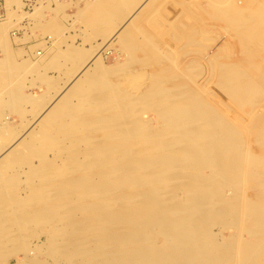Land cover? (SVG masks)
<instances>
[{"label": "bare ground", "instance_id": "obj_1", "mask_svg": "<svg viewBox=\"0 0 264 264\" xmlns=\"http://www.w3.org/2000/svg\"><path fill=\"white\" fill-rule=\"evenodd\" d=\"M105 1L109 3V0L85 1V6L88 9H99L101 11L100 9ZM150 1L140 2L141 5H138L139 7L128 17L126 16L123 22L118 24L117 28L98 44L96 52L88 54V57L86 51L78 48V46L70 48L67 55L70 60L87 57L85 62L82 61V64H85L77 70V72L79 71L78 77L83 76L84 80L77 84L75 83L77 78L71 80L68 86L61 90L50 102L44 100L42 105L45 109L38 116L40 118L37 117L36 122L42 120L46 115L56 119H70L71 121L65 122L63 130L68 133L73 132L75 135L63 138V140L56 137L45 139L51 144L54 156L51 160L48 157L46 159L49 169L44 170V183L36 189L31 200L27 198L28 200L21 201L12 198L15 201L12 206L9 205L11 208L7 207L0 210L2 216L0 224L4 226L1 230L2 234L1 232L0 234L4 235L6 240L15 238L14 224L24 226L25 223L34 222L45 225L49 241L57 242L62 227L74 224L73 221L78 217L80 211L87 213L91 211L95 214L98 222L91 229L102 230L103 224L109 231V234L106 237L104 236L107 240L104 239L102 246H104L103 249H110V252L109 255L104 254L105 256L100 258L99 264H227L232 260H236L237 264H264V117L260 114L261 118L258 119L259 114L256 113L259 108H262L264 94H262L263 91L259 86L255 82H241L242 78L239 79V75L229 76V80L221 83L219 88L216 84L217 92L227 102V108H224L201 97L200 93L205 91L207 85L204 82L209 80L207 77L211 75L209 70L212 69L210 65L208 68L194 61L196 62H193L195 66L186 65L187 67L183 70V73L180 72L183 77L178 79L171 89L166 87L164 94L156 90L157 87L159 88V84H152V86L145 88L144 92H141L143 98L148 96L147 100L150 103L147 102L150 105L151 103L157 104L154 109L158 110L157 116L161 124L152 126L151 119L145 120L138 117L142 112L137 107L140 106L141 108L143 104L141 105L142 102H140V105H135L141 99L138 100L129 92H125L126 90H119L121 81L118 83L119 88L117 86V88L115 86L113 88V81L106 79L108 71L113 70V68L107 70L102 68V64L99 63L102 53L112 49V43L115 40H123L130 24L133 26L132 22L139 17L138 15L145 4ZM176 3L179 6V3ZM128 4L131 5V3ZM211 8H214V6ZM258 8L254 10V14L249 18L245 16L243 10L231 7L226 3V0H222L221 15L228 22L229 27L241 31V35L244 32L243 27L245 24L253 23L251 30L256 34L255 30L257 29L255 28L259 24H264V4H261ZM193 9L196 10V8ZM154 12L153 15H150L154 16ZM107 15L109 16V14ZM208 24L210 23L208 22ZM255 24L256 26H254ZM189 26L191 27V24ZM0 36V44L6 48L4 36L2 34ZM210 44L212 43L206 45ZM137 47L138 45H136ZM206 48L209 49V47ZM224 48L226 47L224 46ZM127 49L126 51H129ZM186 51L182 52L185 53ZM37 55L40 56L41 52H38ZM129 55L131 57V54ZM146 58L148 57L146 56ZM168 59L167 61L170 62L171 59ZM53 61L57 62V57L53 58L51 62ZM56 64L58 65V63ZM6 65V59L0 58V70L4 69ZM225 65L220 67H225ZM171 66L173 67V65ZM231 68L235 70L236 66ZM150 70L152 71V69ZM111 73L113 74V72ZM259 77H261V74ZM150 78L152 79V77ZM124 79L122 80L124 81ZM125 81L127 80L125 79ZM162 81L164 83V80ZM199 81L201 82L199 83ZM142 82L145 81L142 80ZM134 87H136L135 90L139 88L136 85ZM126 88L129 89V87ZM131 90L133 89L131 88ZM29 96V94L27 96L21 95L20 98L29 101L33 105H39L38 101L43 100L41 97L30 96L32 97L30 98ZM76 99L79 102L78 104L73 103ZM146 105L148 106V104ZM150 105L147 108H151ZM144 107L145 105L142 109L146 108ZM147 108L146 110H148ZM137 111H140V113ZM246 117L249 122L253 123L252 127L249 125L250 128L239 124L241 120H247ZM41 127L43 128V126ZM18 139L11 146H7L5 150H1L0 167L3 165L13 166L14 163L13 167H15L16 163L19 164L21 161H14L18 158L13 157L18 152L15 149L19 145V148H21L23 143L22 139ZM23 148L25 147L23 146ZM24 150L21 149L20 152ZM20 152L19 155L24 157ZM16 155L18 156V153ZM9 156L13 158V161L11 159L12 162H8V159L11 158ZM40 159L42 158L40 157ZM57 162H61L62 167H59ZM203 167L208 169L206 174L202 172V169H205ZM258 167H261V172L258 171ZM36 169L32 171L35 177L41 172L39 171V174L36 175ZM18 170H15V172H18ZM23 171L25 170L23 169ZM16 181L22 184L21 180L20 182L19 180ZM9 184L8 182L7 185ZM181 184H185L184 189H186L183 195L177 193L179 190H177V185ZM0 185H5V183ZM226 188L231 190L230 195H226L227 192L224 194ZM128 189H131V192L126 193ZM172 189L175 190L172 191ZM4 205L6 207V203ZM12 213L27 215L28 218L18 219L16 222L11 219L9 221V216ZM76 221L78 222V220ZM9 222H14V224L8 226ZM220 225L226 228L227 225H231L230 227L237 225V227H234L236 230L232 228L233 233L225 236L223 232L216 233L214 231V228ZM238 225L241 231L248 234L249 239L242 238V232L240 233L239 229L237 230ZM226 228L225 230H228ZM156 229L160 230L159 233L167 239L164 243L162 242L163 244H156L157 240L153 239L150 242L151 238L156 235ZM79 233L77 234L79 235ZM86 236L88 238L89 235L84 234L82 238L84 239ZM1 239L3 240L2 237ZM99 240L101 242L102 238L100 237ZM93 241L95 242L94 239ZM67 243L64 242V244ZM76 247L80 256L81 254L83 256L85 251H81L80 245ZM83 247L85 246L83 245ZM97 249H101L100 246ZM88 263L89 261L86 264Z\"/></svg>", "mask_w": 264, "mask_h": 264}, {"label": "rangeland", "instance_id": "obj_2", "mask_svg": "<svg viewBox=\"0 0 264 264\" xmlns=\"http://www.w3.org/2000/svg\"><path fill=\"white\" fill-rule=\"evenodd\" d=\"M85 1L93 2L94 0H0V5L8 13L7 20H5L4 22L10 23L12 19L18 18L19 16L22 17L25 14V12L33 13L30 16V21L32 23L31 31L33 33H39L38 41L35 43V47H32L30 49L31 53L25 51V49L23 48L16 49L15 47H13L12 38L8 34L7 30L4 33V40L6 42V45H5L6 48L0 44V58L6 59L7 61L6 67L0 70V153L2 152L1 150H5L7 146H11L12 143H14V141L17 140L18 138L22 139L23 143L21 144V148H19L20 147L19 145L17 149H20V150L25 149L24 151H21V152L20 150L15 149L16 151H18L17 152L18 156L16 155L17 153L13 155L15 159L18 158L14 161L19 162L21 160L20 161L21 163L20 162L19 164L16 163L15 167H13L15 163L13 166L8 167L6 165H3L2 167H0V172H1L0 184L5 183L6 185V186L2 185L4 187L0 185L1 187L0 188V201H1L0 210L5 209L7 207L11 208L10 206H12L13 202L15 201V200L13 201V199H17L21 201H26L28 199L31 200L34 197L33 193L35 195L36 189L43 185L44 183L43 177L45 173L44 170L46 168L49 169L46 159L48 157V159L50 158L49 160H51L53 159V156H54L53 155L54 153L52 152L51 144L45 141V139L47 137L49 138L56 137V138H60L61 140H63V138H69L75 135V133L73 132L68 133L65 130H63V126L65 122H68L70 119H65V118L56 119V118L46 115L42 118V120L40 119L39 122L38 121L36 122V120L40 118L38 116H40L41 113L45 109L44 106L42 105L44 103V100L46 102H50L58 93H60L61 90H64L66 86H68L71 80H74L77 78L75 82L76 84L79 82H82L84 80L83 76L78 77L79 71L77 72V70H79L85 64L84 62L86 58L88 57V54H93L94 52H96L95 50L98 49V44L104 41V39L108 36V34L114 31V29L117 28L118 24H121L123 22L126 16L128 17L131 13H133L134 10H136V8H138L141 5L139 4L140 2L142 3L145 0H122V1L121 0H112V1L109 0V3L108 1H105L103 3L102 8L100 9L101 11H99V9L98 10L96 9L94 10L91 8L88 9L85 6V3H86ZM176 2L179 3V6ZM128 3H131V5H129ZM213 3L216 5H214ZM226 3H228V5L231 7L240 8L241 10L244 11L245 16L251 18V15L254 14L253 12H255L254 10L259 9L258 7L261 4H264V0H226ZM212 6H214V8H211ZM193 8H196V10H198L199 12H197ZM214 9H219V10H214ZM153 12H154V16H151L153 15ZM221 12H222V0H197V1L196 0H177V1L151 0L150 2L146 3L145 6L143 7L141 13L138 15L139 17H137L138 20L135 19L132 22L133 26L132 24H130V26L128 27L129 30H127V32L125 33L123 40L121 41L115 40L112 43V49H109L102 53L101 61L99 62L100 65L102 64L101 67L103 66L102 68H105L107 70L113 68V70L108 71L109 73L113 72V74L111 73L112 76L109 75L108 73V75H106V79L109 81L111 80L113 81L114 83L113 88H115L116 86L118 87V83L119 81H121V83H119V87L120 86L121 87L120 88L118 87L119 90L121 89H123L124 91L126 90L125 92H129V94H132L133 96L137 97L138 100L141 99L139 103H137L135 106L140 105V102H142L141 105L143 104L147 108L150 105L149 104L150 101L147 100L148 96L147 98H143V94L141 93V92H144L145 88L152 86V84H159L160 86L161 85L162 86L161 87L159 86V88L157 87V89L156 88L155 89L164 94L165 88L167 87V89H171L173 84L177 82L178 79H181V77H183L181 75V73H183V70L187 66L194 67L195 66L194 63H196L194 61H197L200 64L205 65L208 68L210 65L212 69V70H209L211 75H208L207 77L209 79L207 80L208 82L207 81L204 82L207 84L206 89L205 91L200 93L202 98L208 100L211 103H216L217 105H221L222 107L227 108L226 107L227 102L225 101L224 97L217 92L218 89L215 88V85L217 84V88H219V85H221V83L227 82L230 78L229 76L231 75H236V76L239 75L240 76L239 79L242 78L241 82H244V81L252 82V83L255 82V84H257L259 88L263 91L262 94H264V75H263L264 74V70H263L264 69L263 68L264 67V24H259L258 25L259 27L257 26L255 28L257 30H255L256 34H254L251 30L252 29L251 27H253V23L251 24L249 22V25L245 24V26L243 27L244 32L242 31L243 34L241 35L240 33L241 31L239 32L229 27L230 25L223 18V16L221 15ZM107 14H109V16ZM105 15L107 16L104 17ZM205 19L207 20L205 21ZM207 21L210 24H208ZM190 24H191V27L189 26ZM254 26H256V24ZM183 32H185L186 34ZM238 32H239V35H238ZM248 33H250L251 35ZM178 34H179V37H178ZM65 36H66V40L68 39L67 41L68 43L66 44V48L61 54L60 53L55 54V57H58L57 62L48 61L49 57L51 56L52 53H54V50L56 48L55 46L50 47L49 43L51 42L54 43V41H56L58 45L62 44V41H64ZM255 39H257L258 41L257 40L255 41ZM171 40H173L174 42L173 41L170 42ZM181 40L182 42H180ZM202 42L204 43V45ZM178 43L179 45H177ZM209 43H212V44L207 46L206 44H209ZM136 45H138L139 48L138 47L136 48ZM205 45L206 47H209V49L206 48ZM77 46L78 48H81L83 51H86L87 57L86 58L80 57V58H75V60L74 59L70 60V58L67 57L70 51V48H75ZM194 46L196 47L194 48ZM224 46L226 48H224ZM122 47H125V48L122 49ZM56 49L60 50L58 47ZM126 49L129 51H126ZM192 50L194 51L193 54H192L193 52ZM197 50L200 52H198ZM218 50H221V51H218ZM178 51L179 52L181 51V53H179ZM182 51L183 52L186 51L185 52L186 55ZM38 52H41L40 56L37 55ZM159 52H162V53H159ZM232 52H234L233 53L234 55L232 54ZM128 53L131 54V57ZM240 53L241 55H239ZM184 55L185 57H183ZM146 56L148 58H146ZM158 56L160 57L158 58ZM167 56L172 61L171 60L170 62L167 61L169 60ZM216 57L220 59H217ZM162 59L165 62L161 61ZM83 60H84L83 62L84 64H82ZM56 63H58V65ZM171 65H173V67ZM221 65H225V67L223 66L225 70L223 69V67L222 68L220 67ZM232 66L234 67L236 66V69L232 70L231 68ZM174 67L176 69L178 68V70H176ZM219 68L224 70L225 72L220 70ZM150 69H152V71ZM2 70H6V71H2ZM133 70L135 71L133 72ZM260 74H261V77H259ZM148 76L152 77V79ZM124 78L127 81H125ZM122 79H124V81ZM141 79L145 82H142ZM162 80H164V83ZM138 81L141 82L140 83L141 85L138 84L139 83ZM201 81H199V83ZM135 85L137 86V88L139 87L138 88L139 90L134 89L136 88L134 87ZM125 87H129V89L128 88L125 89ZM131 88L133 90H131ZM27 94L33 97H41L43 98V100L38 101L39 105L38 104L33 105L29 101L21 100L20 96L21 95L27 96ZM73 103L78 104L79 102L76 99L73 101ZM145 103L148 104V106ZM143 105L141 108L140 106H138L139 108L137 107V109L138 110L141 109L140 111L142 112L140 113V111H137L141 114V115L139 114L140 116L138 115V117L141 119H145V120L151 119L150 121H152L151 122L152 126H159L161 122L159 121V117L157 116L158 110L154 109L156 108L157 104L151 103L150 105L151 108H147L148 110H146L145 107H144L145 109H142ZM261 106L262 108H259L256 111V113L259 114L258 119L261 118V115L262 117H264V100ZM142 110H145V111H142ZM239 124L243 125V127L245 125V127L247 128L248 127L250 128L249 125H251V127L253 125V123L249 122L248 118L247 120H241ZM41 126H43V128ZM29 127L31 128V130H29L30 129ZM44 127L46 128L44 129ZM41 141L43 142V144ZM23 146L25 148H23ZM19 152L25 158L21 157V155H19ZM31 152H34L32 153L33 155L31 154ZM40 157L43 160L40 159ZM11 159L13 161V158L11 157L10 159H8V162L9 161L12 162ZM26 161L28 162V164ZM57 164L59 167H62L63 165L61 162H57ZM29 165H32V166L30 167ZM20 166L21 168L19 169ZM39 167L40 169H38ZM42 168H43V172H42ZM203 168L205 169H202V172L206 174L208 172V169L206 167H203ZM260 168L261 167H258V171L261 172ZM23 169L25 171H23ZM35 169H36V173H35L36 175L40 173L36 177L34 176V172L32 173V171H35ZM15 170L16 171L18 170V172H15ZM28 170H31V171H28ZM26 171L29 173H27ZM14 172L16 174V177H15ZM30 176L33 177L32 178L33 180L31 179ZM16 180H19V182L21 180L23 185L21 184V182L17 183L18 181ZM26 181H29V182H26ZM8 182L10 183L9 185H7ZM177 186H178L177 190L179 189L177 193L180 195H183L186 192V189H184L185 184H181ZM22 189H28V190H22ZM174 190L175 189H172V191ZM127 192H131V189L130 190L128 189V191L126 190V193ZM225 193L226 195H230L231 190L226 188L224 190V194ZM21 196L23 197L20 198ZM5 203H6V207L4 205ZM83 212L80 211L78 213L77 215L78 217H76L75 221H73L74 224H72L71 226L69 225L67 227L61 228L60 230L61 234H58L57 242L49 241V236L46 233L45 225L36 224L34 222L32 223L24 222L25 223L24 226H21V225L17 226L14 224V222L18 221V219H27L28 216L27 215L23 216L22 214H19V213H12V215L10 214L9 221L11 219L14 222L13 223L9 222L10 224H7V223L6 224L8 226H11L14 224L13 225L14 233L16 231V235L14 234L16 237L15 236L14 237L17 239L8 238L9 240L8 239L6 240V237L4 235L3 236L1 235L2 234L1 230H3L4 226L0 224L1 225L0 226V232H1L0 239L1 237L3 238V240L2 239L0 240V246H1L0 264H84V263L86 264L88 261H89L88 264H99L100 258L105 256L104 254L109 255V252H110V249H107V248L103 249L104 246H102V243L105 241L104 239L107 240V238L105 237L106 235L109 234V231H107L108 229H106L103 224H102L103 226L102 230L91 229L92 227L97 225L96 223H98L96 221L95 214H93L91 211H88L89 213L85 211ZM1 218L2 216L0 215V219ZM76 220H78V222ZM4 221L6 222V220ZM230 226L227 225V228L221 227V225L216 226L214 228V231L216 233H219V231L223 232L225 236H228L230 233H233V229L236 230L234 227H237V225L236 226L233 225V227H230ZM225 228L228 230H225ZM84 230H87V231L89 230V231L84 232ZM237 230L240 231V233L242 232L241 235L243 239H249L248 234L244 231H241L239 225H238ZM155 232H156V235L151 238L150 242H152V239H153V240H157L156 244L157 243L161 244L162 242L164 243L167 240L162 234L159 233L160 230L156 229ZM77 233H79V235ZM91 233L94 234L95 236L92 235ZM84 234L89 235L88 236L89 240H87L88 239L87 236L84 237V239L82 238ZM157 234L159 235V237ZM100 237L102 238L101 242L99 240ZM80 238L83 239L85 242L81 240ZM93 239L95 240L96 243L93 241ZM64 242L65 243L68 242V243L64 244ZM92 243H94L95 245H93ZM54 244L56 245L54 246ZM70 245L71 247L73 245L75 246L71 248ZM79 245L81 246V251L82 252L85 251L83 256L82 254L80 256V253L77 251L76 246H79ZM83 245L85 247H83ZM99 246L101 249L98 250L97 248H99ZM63 248L65 249L63 250ZM227 264H237V261L232 260L230 262H227Z\"/></svg>", "mask_w": 264, "mask_h": 264}, {"label": "crops", "instance_id": "obj_3", "mask_svg": "<svg viewBox=\"0 0 264 264\" xmlns=\"http://www.w3.org/2000/svg\"><path fill=\"white\" fill-rule=\"evenodd\" d=\"M32 13H26L22 17L14 18L12 21L4 22L7 20L8 13L5 9L2 8L0 5V34L4 36L5 31L7 30L8 34L12 38V46L16 49H25V51L30 52V49L32 47H35V43L38 41L39 33H33L31 31L32 29V23L30 21V16ZM9 23V24H8ZM68 39L66 40V36L64 41H62V44H59L54 41L49 43L50 47L55 46L58 47L60 50L56 49L54 50V53L51 54L48 61H52L55 57V54L62 53L64 49L66 48V44ZM58 58V57H57Z\"/></svg>", "mask_w": 264, "mask_h": 264}]
</instances>
